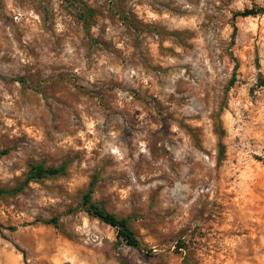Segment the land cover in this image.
<instances>
[{"label":"rangeland","instance_id":"374dc122","mask_svg":"<svg viewBox=\"0 0 264 264\" xmlns=\"http://www.w3.org/2000/svg\"><path fill=\"white\" fill-rule=\"evenodd\" d=\"M252 8L264 0H0V189L66 170L0 195V264H264ZM90 188L141 248L86 211Z\"/></svg>","mask_w":264,"mask_h":264},{"label":"trees","instance_id":"16d2710c","mask_svg":"<svg viewBox=\"0 0 264 264\" xmlns=\"http://www.w3.org/2000/svg\"><path fill=\"white\" fill-rule=\"evenodd\" d=\"M261 13H264V9H246L243 12H239L238 16L248 17V16H256ZM237 67V66H236ZM236 82V76L234 75L230 86H232ZM224 146H222L223 148ZM65 166L60 167H45L43 165H33L30 169L29 176L26 181L21 184L18 188L14 190H5L0 189V195H4L7 193H16L19 192L27 183L31 181H36L44 178H49L52 176H56L59 174L65 173ZM93 187V184L91 185ZM93 188L84 195L83 206L86 208V211L93 217L98 218L102 222L111 225L117 230V236L120 240L124 241L127 245L141 248L142 242L137 235L136 231L133 229L131 222L128 218L120 217L115 213L107 211L105 208L100 206L97 202H94L92 199Z\"/></svg>","mask_w":264,"mask_h":264}]
</instances>
